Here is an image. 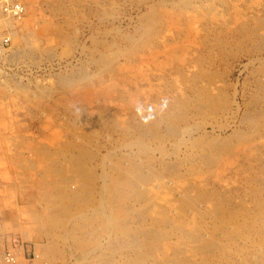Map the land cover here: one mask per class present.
<instances>
[{
	"label": "rangeland",
	"instance_id": "rangeland-1",
	"mask_svg": "<svg viewBox=\"0 0 264 264\" xmlns=\"http://www.w3.org/2000/svg\"><path fill=\"white\" fill-rule=\"evenodd\" d=\"M21 1L0 235L52 264H264V0Z\"/></svg>",
	"mask_w": 264,
	"mask_h": 264
},
{
	"label": "built area",
	"instance_id": "built-area-1",
	"mask_svg": "<svg viewBox=\"0 0 264 264\" xmlns=\"http://www.w3.org/2000/svg\"><path fill=\"white\" fill-rule=\"evenodd\" d=\"M21 0H0V20L18 19L24 14ZM8 36L0 34V51L8 43ZM0 264H49L41 259L27 243L0 235Z\"/></svg>",
	"mask_w": 264,
	"mask_h": 264
},
{
	"label": "bare ground",
	"instance_id": "bare-ground-1",
	"mask_svg": "<svg viewBox=\"0 0 264 264\" xmlns=\"http://www.w3.org/2000/svg\"><path fill=\"white\" fill-rule=\"evenodd\" d=\"M24 9H25V7H24ZM21 19V17L20 18H18L17 20H20ZM8 18H3L2 20H0V25H2V24H6V22H8ZM3 26V25H2ZM6 27V26H5ZM8 40H9V37H8ZM115 117V116H114ZM80 157V156H79ZM54 160V159H53ZM69 160V159H68ZM61 171V170H60ZM67 176H68V174H66ZM158 179V178H157ZM69 180V179H68ZM109 193V192H108ZM47 194V193H46ZM58 201V200H57ZM60 205V204H59ZM87 212V211H86ZM123 220V219H122ZM57 223V222H56ZM53 225V224H52ZM56 227V226H55ZM53 228V227H52ZM49 250V249H48ZM45 255H42V253H41V257L43 258V259H45V260H47V262L49 263V264H52V261L54 260H52V258L51 257H49V256H47L46 254L47 253H44ZM56 261V260H55Z\"/></svg>",
	"mask_w": 264,
	"mask_h": 264
}]
</instances>
